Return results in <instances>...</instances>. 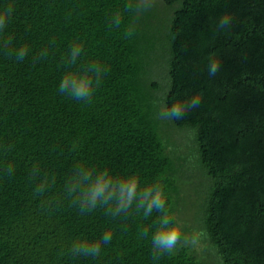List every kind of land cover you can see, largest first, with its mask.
Wrapping results in <instances>:
<instances>
[{
	"label": "trees",
	"instance_id": "16d2710c",
	"mask_svg": "<svg viewBox=\"0 0 264 264\" xmlns=\"http://www.w3.org/2000/svg\"><path fill=\"white\" fill-rule=\"evenodd\" d=\"M162 1L172 14L162 46L169 83L163 102L177 92L202 93L198 108L171 123L193 133L204 198L192 223L208 234L209 263L179 246L153 260L151 232L141 238L140 230H154L157 213L145 219L133 210L113 219L97 208L81 215L62 197L49 206L33 195V164L56 177L53 197L74 164L84 162L118 175L138 172L141 187L161 178L177 215L187 164L178 165L183 157L160 133V85L150 77L159 40H149L141 17L131 39L124 36L131 17L119 29L109 26L125 0H13L15 12L0 33V43L12 37L10 48L0 49V146L12 148L0 153V168L15 167L11 176L0 171V264H264V0ZM225 13L232 29L217 33L214 24ZM74 39L84 44L81 62L109 68L90 104L58 92ZM22 45L29 48L24 61L7 55ZM45 48L47 57L34 59ZM212 52L223 61L215 78L206 71ZM105 231L112 241L99 257L68 254L73 240Z\"/></svg>",
	"mask_w": 264,
	"mask_h": 264
},
{
	"label": "clouds",
	"instance_id": "9594fccd",
	"mask_svg": "<svg viewBox=\"0 0 264 264\" xmlns=\"http://www.w3.org/2000/svg\"><path fill=\"white\" fill-rule=\"evenodd\" d=\"M153 6V0H125L123 12L117 10L109 20L111 28L119 29L124 23L125 15L132 19L126 25L124 36L131 39L136 34V23L144 13ZM15 12L13 0H4L0 4V33L8 27ZM233 26V17L225 13L214 24L217 33L230 32ZM55 41L53 40L52 43ZM12 44L9 36L0 43V49L8 50ZM84 53L83 41L74 39L69 45L63 63L67 66L58 84V92L69 99L90 104L100 87L104 75L109 71L108 66L98 60L81 62ZM29 54L27 45L8 51L7 55L14 56L17 62H22ZM48 55L45 48L38 53L37 58ZM222 56L217 52L209 53L206 57V71L210 78H215L222 67ZM202 102V93L189 94L187 91L177 92L171 103L157 102L159 105L157 118L161 121L175 122L185 119L187 114L198 108ZM75 146V144L73 145ZM12 150L11 145L0 146V153L7 155ZM5 175L11 176L15 167L7 163L0 168ZM30 179L36 181L33 195L42 199V203L51 206L60 204L61 197L79 208L80 214L91 213L97 208H103L105 215L116 219L127 217L134 210L142 213L145 219L157 213L152 227H143L140 230L141 238H148L151 232L152 259L158 260L167 254H174L179 247H190L200 251L208 247V234L205 229L191 227L187 220L170 213L165 194V185L161 178L141 187L138 172L118 175L107 167L96 168L84 162L74 164L62 185L60 196L49 197V193L56 184V177L43 172L38 164H33L30 170ZM190 229V230H189ZM112 232L105 231L98 239L89 241L77 238L72 241L68 254L75 257L97 258L102 247L112 241Z\"/></svg>",
	"mask_w": 264,
	"mask_h": 264
},
{
	"label": "rangeland",
	"instance_id": "374dc122",
	"mask_svg": "<svg viewBox=\"0 0 264 264\" xmlns=\"http://www.w3.org/2000/svg\"><path fill=\"white\" fill-rule=\"evenodd\" d=\"M169 9L164 5L162 0H153V6L149 11L144 13L142 18V29L145 28L149 40L157 41V49L152 52V66L150 77L152 81L159 83L160 87L155 92L157 102L163 103V98L168 87V68L163 61L167 53L164 52L162 46L166 45L167 35L169 33V25L171 19ZM162 61V65H161ZM160 133L163 138L169 143L170 147L176 156L179 158L178 165L187 164L184 166V176L182 180L184 211L177 212V215L188 221L193 227L194 218L200 212L202 201L204 198V183L202 172L200 171L194 151L195 143L193 141L192 131L189 129H179L172 123L160 120ZM185 186V187H184ZM200 259L204 263H209L203 250L197 251Z\"/></svg>",
	"mask_w": 264,
	"mask_h": 264
}]
</instances>
